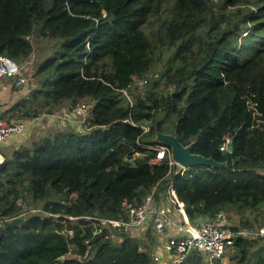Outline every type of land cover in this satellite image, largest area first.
Returning a JSON list of instances; mask_svg holds the SVG:
<instances>
[{
	"label": "trees",
	"instance_id": "trees-1",
	"mask_svg": "<svg viewBox=\"0 0 264 264\" xmlns=\"http://www.w3.org/2000/svg\"><path fill=\"white\" fill-rule=\"evenodd\" d=\"M31 37L49 47L31 99L8 118L90 107L87 124H46L0 164V264H156L166 239L153 221L137 235L102 221L127 219L121 202L140 204L153 190L157 206L171 205L168 160L152 161L158 130L227 164L172 173L191 221L223 212L224 229L264 226V123L252 127L247 102L264 120V0H0V56L30 58ZM228 249L238 264H264L260 236L237 235ZM182 264H205L204 255Z\"/></svg>",
	"mask_w": 264,
	"mask_h": 264
},
{
	"label": "built area",
	"instance_id": "built-area-1",
	"mask_svg": "<svg viewBox=\"0 0 264 264\" xmlns=\"http://www.w3.org/2000/svg\"><path fill=\"white\" fill-rule=\"evenodd\" d=\"M33 63L34 55L19 63L7 56H0V80H13L19 85L21 81H25L26 79L22 71L27 65ZM160 76L159 72L149 73L134 83L142 90L152 77L157 78ZM175 88V85H169L167 90L172 92ZM122 92L132 103L127 89H122ZM247 102L254 116L252 127L264 123L262 119L263 114L257 109V103L250 98H248ZM89 107V103L78 102L71 109L66 108L57 114L55 122L62 127L67 124H87ZM33 119H11L0 112V145L9 142L13 137L23 136L27 129L30 126L32 127L31 123ZM142 128L143 133L149 130L147 125H143ZM230 143V138L225 137L220 150L229 151ZM151 149L156 151V156L152 160L153 163L168 160L169 171L166 177L169 180L168 192L171 205L157 206L154 197L155 190H153L140 204H132L127 200L121 202L122 210L127 212V219H103V223L137 235L140 230L147 227L153 221L166 239L162 248L163 254L167 256V261L164 264H182L189 253L194 250H198L204 255L206 264H217V262L219 263L224 258L227 249L233 245L237 235L249 238L260 236L264 239V226H261L258 230L242 229L239 231L222 228L220 221L224 219L223 212L217 214L216 220L201 218L191 221L187 215L185 204L176 196L171 181L172 173L180 172L184 174L187 169L178 165L172 159L171 150L168 146L156 144L151 146ZM5 160L6 156L0 152V164L4 163ZM69 235L73 237V231L69 230ZM77 257L81 258V255L79 254ZM154 261L155 263L161 261V257L157 253L154 254Z\"/></svg>",
	"mask_w": 264,
	"mask_h": 264
},
{
	"label": "crops",
	"instance_id": "crops-1",
	"mask_svg": "<svg viewBox=\"0 0 264 264\" xmlns=\"http://www.w3.org/2000/svg\"><path fill=\"white\" fill-rule=\"evenodd\" d=\"M22 82L24 83L21 84ZM21 83L17 85L13 80H0V112L4 113L6 117L12 114V112L11 111L9 112L8 110L16 103H18L20 100L31 99L30 98L31 90L35 88V84L30 79L27 78L25 79V81H21ZM61 111L55 112L54 115H50V116L46 115V117H42V118L39 117L40 119L37 118V116H35L31 123L32 127L30 126L23 136L13 137L9 142L1 144L0 152L4 154L6 157H9L16 149H18L21 145L29 141L28 140L29 138L28 135H30L29 131L36 130L38 127L44 126L46 124L51 125L52 127L60 126L58 123L55 122L56 121L55 118L56 115L59 114ZM38 123H41L42 125L36 126ZM11 146L13 148L11 153H6L8 152L7 148ZM166 205H170V203ZM166 261H167V256L166 254H163V256H161V261L157 262L156 264H164L166 263Z\"/></svg>",
	"mask_w": 264,
	"mask_h": 264
},
{
	"label": "water",
	"instance_id": "water-1",
	"mask_svg": "<svg viewBox=\"0 0 264 264\" xmlns=\"http://www.w3.org/2000/svg\"><path fill=\"white\" fill-rule=\"evenodd\" d=\"M36 88V85H35ZM48 115L53 114V111L50 109L47 111ZM155 142L157 144L168 146L171 150L172 159L180 166L188 169L193 167H213V168H224L227 164L218 162L213 157H206L201 154H197L193 152V147L195 142L190 144H183L180 136L177 133L169 134L161 131H157L155 134ZM230 149H232V145L230 143ZM24 218L15 217L10 220H5V226H15L19 223L23 222Z\"/></svg>",
	"mask_w": 264,
	"mask_h": 264
},
{
	"label": "rangeland",
	"instance_id": "rangeland-1",
	"mask_svg": "<svg viewBox=\"0 0 264 264\" xmlns=\"http://www.w3.org/2000/svg\"><path fill=\"white\" fill-rule=\"evenodd\" d=\"M219 9H220V5H217V6H214L213 7V11L214 12H217ZM34 38L35 37H31V40H32V42L35 45V51H34V54H32V55H34V63L27 65V67L24 68V70L22 71V73H23V75L27 79H30L34 84H36V77L34 76V73H35V65L37 64V62L40 59L43 58V53H42V50H41L40 47H42L45 50V47H49V43L44 42L43 44H37V43H35V39ZM158 72L160 73V75L162 74V71H158ZM54 113L55 112L53 111V114H51V115H54ZM41 114H45L43 117H46V115H48L47 112H41ZM37 118H39V116H37ZM38 125L40 126L42 124L41 123H38L36 126H38ZM50 130H51L50 128H46L44 126H40L36 130L29 131L30 135H28V137H29L28 140L31 141V142L32 141H35V143H36V141L38 142V140L42 136L46 135L48 133V131H50ZM12 149H13L12 146L9 147V148H7V151L8 152H6V153H11ZM231 216H232V219L230 220V223H234V222L237 223V222L240 221L239 217H237L235 214H232ZM141 234L142 233H140L139 235H141ZM161 240H164V239H161ZM156 251H157V255L158 256H160V257L163 256V249L161 247H158L156 249ZM232 252L233 251L231 249H228L226 251V253H225L224 258L219 262V264H238L237 262L231 260ZM171 258H172V256H171Z\"/></svg>",
	"mask_w": 264,
	"mask_h": 264
},
{
	"label": "bare ground",
	"instance_id": "bare-ground-1",
	"mask_svg": "<svg viewBox=\"0 0 264 264\" xmlns=\"http://www.w3.org/2000/svg\"><path fill=\"white\" fill-rule=\"evenodd\" d=\"M41 118V117H40Z\"/></svg>",
	"mask_w": 264,
	"mask_h": 264
}]
</instances>
